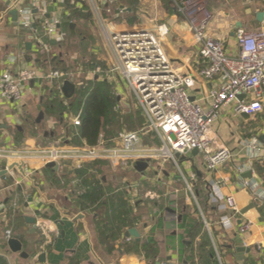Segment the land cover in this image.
Wrapping results in <instances>:
<instances>
[{
  "label": "crops",
  "instance_id": "0c3cea01",
  "mask_svg": "<svg viewBox=\"0 0 264 264\" xmlns=\"http://www.w3.org/2000/svg\"><path fill=\"white\" fill-rule=\"evenodd\" d=\"M13 1L0 0V75L5 71L16 74L31 64L43 73L54 69L73 71L81 67L84 87L95 81H106L117 96V103L126 108L131 103L135 106L136 109L131 106L127 111L136 125L131 131L145 126V116L122 77L118 73L109 74L117 60L103 28L145 24L144 20L153 18L169 29L164 44L176 66L191 73L205 64L199 44L179 15L174 0H75V8L71 9L60 0H39L37 5L34 4L37 0H25V5L31 6L35 16V27L30 29L20 27L19 16L14 20L9 14L13 11ZM75 9L86 14L85 20L75 18ZM208 9L213 18L207 27V37L221 40L231 56L239 53L238 29L264 31V20H257V14L264 11V0H210ZM47 17L58 18L59 28L64 33L67 24H71V29H77L76 35L69 38L79 44L74 55L64 53L66 40V44L64 41L53 44L54 40L43 35L42 22ZM238 23H241L240 27ZM84 29L89 34H85ZM37 36L44 46L47 45L48 52L37 45ZM28 42L32 45L30 51L26 49ZM105 44L107 50L102 53L94 50L87 53L80 48L89 45L91 50L92 45L97 48ZM98 48L103 51V47ZM96 68L100 71L96 72ZM205 81L203 97L209 85L215 84L209 81L205 85ZM72 84L74 94L83 88ZM71 98H58L44 79H38L27 85L20 104L0 102V125L8 127L0 128V146L21 149L23 144L46 146L55 141L68 146L86 144L77 131L79 126L72 123V118L80 111L82 113V109L75 114L67 112L62 118L50 116L45 109V105L52 101L65 104ZM196 99L206 103L199 95ZM261 102L262 113L244 118L235 113L233 103L213 123L210 136L216 147L224 146L232 152L231 160L214 173L207 172L203 154L199 152L177 156L175 161L129 160L127 165H112L114 169L106 160L85 161L80 165L64 160L55 163L59 166L56 169L36 159L1 158L0 170L11 165L17 167L9 171L11 179L0 178V255L5 256L9 264H264V196L258 198L240 187L243 179L255 181L264 195V161L251 160V153L245 145L248 141L263 140L264 92ZM33 105H36L33 115L38 114L29 121ZM138 108L141 110L139 116ZM22 115L26 117L24 120ZM47 115L51 119L47 125L52 131L27 133L28 123L37 128L46 123ZM57 127L60 134H57ZM153 142L160 144L157 138ZM138 161L147 162V167L138 170ZM250 161H253L251 169L239 173L238 167ZM20 165L24 174L18 168ZM191 174H195V178L188 183ZM133 175L137 177L132 179ZM86 178L89 186L83 184ZM209 180L219 185L223 197H234L238 213L232 209L221 211L210 202ZM94 181L99 182L98 186ZM96 186L98 190L94 189V192L104 193L100 198L102 205L83 208L81 195ZM147 191L158 196L146 198ZM112 198L125 200L132 209L127 222L129 226H121L122 232L108 221L112 213H108L107 204ZM234 214L231 230L219 226L221 216ZM20 215L23 217L21 222ZM26 217L34 218V224L27 223ZM39 221L42 227L37 226ZM247 222H251V229L244 231L242 228ZM130 229L138 231L139 240L126 235ZM8 230L11 236H16L10 238L21 242L20 252L14 253L8 246H2L4 240H9ZM43 230L48 231L49 242L46 244ZM149 240L158 247V253L151 256L143 251V245ZM203 242L208 244L204 252L199 253L197 248ZM23 253L29 257H23ZM41 254L45 255L43 262L39 259Z\"/></svg>",
  "mask_w": 264,
  "mask_h": 264
},
{
  "label": "built area",
  "instance_id": "2783aa9c",
  "mask_svg": "<svg viewBox=\"0 0 264 264\" xmlns=\"http://www.w3.org/2000/svg\"><path fill=\"white\" fill-rule=\"evenodd\" d=\"M174 1L179 15L199 44L200 56L205 61L202 67L191 73L184 72L171 59L164 44L169 35L166 24L148 17L144 20L145 24L103 28L117 60V64L111 66L109 74L118 73L134 93L145 116L143 128L119 132L110 138L101 134L94 146H62L58 142L51 148L39 149L0 146V159H36L44 164L70 160L77 165L85 161L106 160L112 165H120L129 160L141 159L175 161L177 156L198 150L203 154L208 173L217 172L229 162L232 152L224 146L216 147L210 130L220 114L233 103L238 115L244 113L254 116L263 112L261 99L264 92V31L238 29L236 39L239 53L231 56L227 54L221 40L207 37V27L213 18L208 9L210 0ZM24 2L25 0H14L12 9L17 11L20 27L30 29L35 16L31 6L28 7ZM37 3L40 1H34V4ZM107 24L110 25V22ZM59 26L58 18H44L43 35L55 42L65 41L66 35ZM35 41L46 52L49 51L38 36ZM99 71L100 68H96V72ZM82 75L81 67L73 71L54 69L43 73L33 64L25 66L16 74L5 71L0 75V102L20 104L27 85L38 79H44L51 91L58 98L64 99V83L71 81L78 87H84ZM203 80H206L205 85L209 81L215 83L209 85L204 97ZM197 95L204 98L206 103L198 101ZM239 96L243 98L239 99ZM81 114L80 111L72 118L75 126L81 125ZM155 138L159 140V145L153 142ZM245 145L251 153V160L264 161V137L260 142L253 140ZM252 162L239 166L238 172L244 173L251 169ZM194 178L195 174H191L187 182L190 183ZM207 183L212 204L221 211L232 209L235 213L239 212L233 196L223 197L215 181L209 180ZM188 186L192 190L190 184ZM240 187L248 189L258 198L264 196L255 181L243 179ZM157 196L153 191L145 193L146 198L154 199ZM234 217L235 214L221 216L219 226L227 231L231 230ZM37 226L42 227V222L39 221ZM250 229L251 222L243 225L242 230ZM6 235L10 239L11 231L8 230ZM43 236L45 244L48 243L47 230H43Z\"/></svg>",
  "mask_w": 264,
  "mask_h": 264
},
{
  "label": "trees",
  "instance_id": "16d2710c",
  "mask_svg": "<svg viewBox=\"0 0 264 264\" xmlns=\"http://www.w3.org/2000/svg\"><path fill=\"white\" fill-rule=\"evenodd\" d=\"M64 6L67 9L75 8V0H64ZM84 9V6L82 5ZM85 15L79 9H75V18L77 20H85ZM66 28L69 32L70 37H74L77 33V29H71V24H67ZM69 100V101H68ZM65 101H52L51 103L45 105L46 112L50 116H56L57 118H62L63 114H75L80 109H82L81 115V125L77 128V131L80 137L86 140V144L88 146H94L97 144L98 137L101 134H104L106 138H110L111 136L117 134L120 131V124L122 122L121 113H119L116 109L117 96L115 95L112 87L106 81H95L90 83L83 88H80L76 91L71 99ZM126 121H129V129L134 130L136 128L135 123H133V118L130 115L124 117ZM123 123V122H122ZM142 123V121H141ZM73 131V130H72ZM71 132V130H70ZM69 132V133H70ZM74 143V142H73ZM75 143H78V141ZM81 146V144H80ZM264 165V163H262ZM88 168L85 170L87 171ZM88 178L83 179V184L90 185L88 183ZM97 186L99 184L98 181H94ZM89 188L81 195V206L83 208H91L98 205H102L100 201L101 196L104 195L97 188ZM116 197V196H114ZM121 199V198H120ZM109 204H107L108 213L111 211L112 215L108 217V221L110 224H114V227H119L120 232H122V227L127 228L128 219L130 217V211H132L131 207L125 200H117L112 198L109 200ZM11 213L9 212V215ZM15 214L17 212L15 211ZM18 218V217H17ZM19 221H23V217L19 216ZM122 226V227H121ZM9 228V225L8 227ZM193 229V228H192ZM13 232V231H12ZM11 237H16L12 234ZM207 242H203L197 248L199 253L206 249ZM2 246H7V241L4 240ZM143 251L147 254V256H151L152 254L158 253V247L156 244L152 243L150 240L147 244L143 245ZM193 251H195L193 249ZM0 264H9L8 260L5 256L0 255ZM70 264H78L77 262H70Z\"/></svg>",
  "mask_w": 264,
  "mask_h": 264
},
{
  "label": "rangeland",
  "instance_id": "374dc122",
  "mask_svg": "<svg viewBox=\"0 0 264 264\" xmlns=\"http://www.w3.org/2000/svg\"><path fill=\"white\" fill-rule=\"evenodd\" d=\"M66 33V36H65V40L67 41V44H66V41H64V44H66L65 45V48L63 49L64 50V53H66V52H69V54L70 55H72L75 51H74V49L75 50H78V47H79V44H78V42L76 41V40H74V38H72V39H69L70 38V36H69V32H68V30H67V28H66V31H65ZM84 33L85 34H89L88 32H86L85 31V29H84ZM91 41V40H90ZM95 42V41H94ZM91 43V42H90ZM93 44V43H92ZM107 44H105V45H100V46H97V48L98 47H103V51H102V49L101 48H96L95 47V45L93 46L92 45V48H91V50L89 49V45H85V46H83V47H85V48H82V47H80L81 49H82V51H87V53L90 51H92V50H94V51H97V52H105L106 50H107ZM74 55V54H73ZM69 60V59H68ZM67 60V61H68ZM119 104V103H118ZM120 106H118V108L116 107V109L117 110H119V112L121 113V116L123 117L121 120H122V122H121V124H120V131L119 132H124V131H131L132 129H129V124H130V122L129 121H126L125 120V116H127V115H129V114H127V111L130 109V107L132 106V103L130 104V107L129 108H126L124 105L122 106L121 104H119ZM21 106H23V105H21ZM33 106H35L32 110H31V112H32V115L30 116V120L29 121H32L34 118H36L37 117V112L33 115V112L36 110V105H33ZM134 106V105H133ZM132 106V109H136V108H134ZM24 107H25V105H24ZM26 108L28 109V107L26 106ZM140 113H141V110H140V108H138V110H137V115L139 116L140 115ZM23 117H25V115H22V120H24V118ZM26 118V117H25ZM45 119V117L43 118V120ZM51 122V119H50V117H49V115H47L46 116V123H43L41 126H39V127H37V128H35V126H33L32 125V123H28V125H27V133L28 134H31V135H33L34 134V131L33 130H37L38 131V134H40V133H43V132H49V131H52L51 129H49V127H48V123H50ZM46 126V127H45ZM24 127H26V126H24ZM57 129V134H60L61 133V130L57 127L56 128ZM43 130V131H42ZM55 132H56V130H54ZM104 135V134H103ZM52 142V141H51ZM50 142V143H51ZM56 141L55 142H53V143H51V144H49V145H44V146H39V145H32V146H30V145H26V144H23V148H25V149H39V148H51V147H53V146H55L56 145ZM62 146H63V144H61ZM60 145V146H61ZM128 163H124V165H127ZM110 166V168H113V167H111L112 166V164H109ZM119 168V167H118ZM114 169V168H113ZM123 175H126V176H130V175H127L126 173H124ZM137 176H132V179L133 178H136ZM131 178V177H130ZM130 185V184H129ZM128 188H130V187H128Z\"/></svg>",
  "mask_w": 264,
  "mask_h": 264
},
{
  "label": "water",
  "instance_id": "95a60500",
  "mask_svg": "<svg viewBox=\"0 0 264 264\" xmlns=\"http://www.w3.org/2000/svg\"><path fill=\"white\" fill-rule=\"evenodd\" d=\"M9 14L13 16L14 20H16L18 18V14H17L16 10L10 11ZM257 20L260 21V22H263V20H264V11L259 12L257 14ZM237 26L240 27L241 23H238ZM33 27H35V26H33ZM52 43L55 44V41H52ZM31 46H32L31 43H29V42L26 43V49L28 51H30ZM74 91H75V86L72 83H70L69 81H66L64 83V86H63V92H64L65 97L71 98L73 96V94H74ZM242 98H243V96H239V99H242ZM192 100H194V99L192 98ZM241 115L244 118H248L249 117L248 115H246L244 113L241 114ZM0 128H4V129L6 128L7 129L8 127H7V125H0ZM192 154L193 155L198 154V150H193ZM47 166L48 167H55L56 169L59 168V166L56 165L55 163H49V164H47ZM15 167H17V166L16 165H11L9 167H3L0 170V178H2V179L10 178L11 179L12 177L8 173H9V171L13 170ZM146 167H147V162L138 161L137 164H136V168L138 170H140V171L144 170ZM18 168L24 174L23 166L20 165ZM247 175H250V173H248ZM26 222L30 223V224H34L35 219L32 218V217H26ZM126 235H130L131 237H136L139 240V233H138V231L136 229H130ZM7 246L14 253L20 252L22 250L21 242L19 240L15 239V238H10L7 241ZM22 256L25 257V258L29 257V255L26 254V253H23ZM44 256H45L44 254L40 255L39 259H40L41 262L44 261ZM240 256H242V253H240Z\"/></svg>",
  "mask_w": 264,
  "mask_h": 264
}]
</instances>
